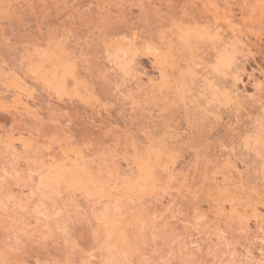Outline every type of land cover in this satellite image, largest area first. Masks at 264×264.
Masks as SVG:
<instances>
[{
  "label": "bare ground",
  "instance_id": "1",
  "mask_svg": "<svg viewBox=\"0 0 264 264\" xmlns=\"http://www.w3.org/2000/svg\"><path fill=\"white\" fill-rule=\"evenodd\" d=\"M18 1L0 0V12L4 14L13 11ZM95 1L98 9L108 11L109 4L106 3L108 0ZM137 1L139 13L145 16L149 11L142 8L144 1ZM219 1L165 0L166 13H162L161 3L149 8L152 14L156 15L153 17L155 25L153 27L149 25L143 34L132 25H119L110 31L107 35V46H105V38L102 40V46L105 59L115 76H119L122 80L127 79V82L132 81L130 87L137 96L147 97L150 100L165 99L166 105L174 103L176 97H182L181 92L194 80L202 79L204 88L198 92V95L208 105L215 103L216 106L209 105L213 107L212 109L224 106V111H242L241 109L246 105L242 104L244 103L242 99L248 97L249 105L252 101L251 106L253 105L254 111L264 118V85H262L264 67H261L264 66V0H221L218 4ZM163 27L167 30H163ZM42 32L39 29L35 32L39 36L38 39H27L20 47L22 54L19 57L17 70L10 67L8 71L0 68V76L10 78L8 87H12L16 93L15 108L10 105L13 109H8L9 102H6L5 96L0 95V143L13 153L18 150L20 154H27L40 143L31 131L24 137L20 131L13 133V129L6 128L15 119L17 120V117L41 119L40 115L42 116L43 113L39 114L33 109L34 107H31L32 86L41 87L48 97L53 96L52 98L55 99V102H50L51 99L48 98L46 109H70L69 104L73 100L79 104L81 102L85 107L91 106L92 101L98 100L97 93L100 94L96 87L79 72L65 45L54 43L48 37L49 34L46 36ZM117 37L120 39L117 40ZM129 40L134 42L129 43ZM148 44L154 49L151 53L147 51ZM139 51H145L149 56L156 72L154 78L148 77L143 80L141 75L137 74L136 58ZM157 52L159 55L156 54ZM240 59H243V62L238 66L237 62ZM249 61L256 65L261 77L260 80V78L255 79L253 73L248 75V78H254L250 82L256 91L254 96L253 92L249 95L245 92L241 93L236 87L245 71L243 63ZM22 92L26 95L25 99L18 96L19 93L23 94ZM50 104L55 106L51 107ZM166 109L168 110L169 107ZM49 111L52 110L45 112L46 117H44L51 121L55 128L65 132L77 129V124L70 125L66 113L60 114L56 119ZM106 115H109V112H106ZM161 115L163 117L164 113ZM213 119L218 122L222 118L219 117V113H214ZM166 133L164 130L163 135ZM176 133H171L168 138L149 140V146L142 154L135 150L132 155L129 154L124 162L126 169L129 168L127 173L119 170L120 168H116L115 165H110L111 161L107 164L108 159L100 157L97 161L99 167L95 168L79 149H69L62 155H58L55 150H49L50 152L46 153L48 156L46 161L38 158L34 160L31 172L36 178V183L27 186V198L14 199L10 206L7 199L11 196H5V200L3 198L0 200L2 235L0 264H20L17 251L22 236H35L39 239L38 243L46 242L48 235L40 229L46 227L51 234L54 233V227H47L48 219L52 217L64 218L67 222L66 226L69 225L67 227L71 231H77V223H84L87 234L79 233L73 235L74 239L64 237L61 241H56V245L60 246L53 253L44 251L43 256L34 255L33 264H150L145 262L147 250L144 248L158 242L171 252L167 253L166 258H162V255L159 258L160 263L151 264H180L179 251L182 249L180 242L177 238L167 235V228L159 227L158 223V219L162 220L161 212H164H160V209L164 207L166 209L164 206L166 204L163 205L159 198V191H163L162 188L165 186H170L160 182L161 174L165 172L166 180L174 179L175 175H172L171 171L174 170L177 157L172 147L185 139L192 138V133H182V135ZM14 134L18 135L17 139L22 140L18 149L13 147L11 140ZM261 134L260 131L252 134L245 145L253 151L264 146ZM231 158L227 156L222 160L225 171L222 170L223 173L218 180L215 181V178L205 180L208 182V185H205L209 187L208 209L216 202L214 194L212 195L214 188H224L223 195L226 197L230 190L237 187L236 184L244 188L242 177L238 169L232 166L234 161ZM261 170L264 171V162ZM2 171L0 178L9 176L8 170L2 169ZM262 185L260 189L249 190V195L257 202L244 203L245 205L241 206L244 210L237 207L234 199H228L227 207L222 209L223 212L227 210L228 214L225 216L228 220L231 222L237 220L239 232L247 230L244 218L253 217L255 223L264 221V216L257 205L258 203L260 207L264 206V182ZM230 186L233 188L230 189ZM189 197H191L189 200H192L197 198V195L192 194ZM172 202L168 201L169 204ZM150 204H153V207ZM246 208L250 212L247 217ZM76 215L79 216L78 219H74ZM22 216H33L34 224L30 232L26 231L25 226L32 223L26 224ZM53 222L51 224L57 225L56 229L64 232L66 228L63 225L64 221L54 219ZM258 238L264 251V233ZM90 241V247L89 244L82 245L83 242L87 244ZM174 247L176 252L172 250ZM233 253L232 255L229 253L228 258L222 259H218L219 256L217 258L215 255L212 260L218 259V264H260L264 259L262 255L264 253H261L257 259L245 257L246 260L239 261L235 259L237 256ZM186 264H189V261Z\"/></svg>",
  "mask_w": 264,
  "mask_h": 264
},
{
  "label": "rangeland",
  "instance_id": "2",
  "mask_svg": "<svg viewBox=\"0 0 264 264\" xmlns=\"http://www.w3.org/2000/svg\"><path fill=\"white\" fill-rule=\"evenodd\" d=\"M142 1L145 3L142 8L149 11L145 16L139 13L137 0H108L106 2L109 4L108 11L98 9L95 0H19L17 4L19 2L20 4H16L17 8L15 6L13 11L4 14L0 12V68L7 71L9 67L17 70L19 57L22 54L20 47L27 39H38L39 36L35 32L41 29L46 36L49 34L48 37L54 43L65 45L79 72L100 92V94L97 93L98 100L93 99L94 102L91 100V106L85 107L81 102L79 104L73 100V103L69 104L70 109L49 108L52 110L49 113H52L54 118L58 119L60 114L66 113L70 125L71 123L78 125L77 129L65 132L55 128L51 121L45 118V112L49 110L46 106L50 97L41 87L32 86L31 107H34L33 109L39 114L43 113L42 116L40 115L41 119L17 117L14 121L17 123H10L6 128L7 130L13 129V133L20 131L24 137L31 131L40 143L27 154H20L18 150L13 153L0 143V175L3 172L2 169L9 171L8 177L0 178V200L2 198L5 200V196H11L7 199L9 203L7 204L10 206L14 199L27 198V186L36 183V178L31 172L32 163L37 158L46 161L48 159L46 153L50 152L49 150H55L58 155H62L69 149H79L95 168L99 167L97 161L100 157L108 159L107 164L111 161L113 164L110 162V165H115L116 168L127 173L129 168L126 169L125 158L127 159L129 154L132 155L134 150L142 154L148 148L149 140L168 138L171 133L176 132L179 135L180 133L181 135L192 133V138L185 139L182 143L172 147L177 157L174 170L171 171V174L175 175L174 179L171 178L173 181L166 180L165 172L161 174L160 182L170 186H167V189L162 183L163 186L160 185L164 189L159 191V198L163 205L166 204L164 205L166 209L165 207L161 208L163 210L160 209V212L164 211L161 212L162 215L158 213L162 219H158L159 227L165 226L168 230L166 234L177 238L180 242L179 245L182 246L179 251L180 264H186L187 261L189 264H218V259L228 258V254L232 255L233 252L237 256L235 259L239 261L246 260L245 257L257 259L261 253H264L258 238L261 233H264V221L255 223L253 217H247L250 215L247 207V214H245L247 218H244L247 230L239 232L237 220H232V222L228 220L225 216L228 214L227 210L224 209L223 212L222 209L227 207L228 199H234L237 207L242 210L244 209L241 206L244 203L257 202L248 192L250 189L263 187L264 171L261 170V166L264 159L261 158V153L264 151V146L253 151L245 144L252 134L259 131L264 132L262 128L264 118L254 111L253 105L251 106L252 101L249 105L248 97L242 99L244 102L242 104L246 105L241 109L242 111H237L240 112L239 114L232 110L224 111V106H221L223 109L219 106L212 109L213 107L210 106L215 103L209 106L198 95V92L204 88L202 79L194 80L192 84L186 86V90L181 92L182 97H176L174 103L166 105L165 99L150 100L147 97L137 96L130 87L132 81L127 82V79L126 81L115 76L113 69L105 59L102 40L119 25H132L143 34L149 25H152L151 27L155 25L153 17L156 15H153L149 8L156 7L154 5L158 3H161L162 13H166L165 0ZM220 2L221 0L218 4ZM163 30L167 28L163 27ZM136 62V72L143 80L156 76L155 69L145 51L138 52ZM241 62L243 59H240L237 65L240 66ZM243 64L245 71H243L241 82L236 87L241 93L245 92L249 95L253 92L254 96L256 91L250 82L254 78L261 80V77L254 63L249 61ZM250 73H253L254 78H248ZM9 82L10 78L7 79V76H0V95L6 97V102H9L8 109H11L15 108L16 93L12 87H8ZM220 85L221 83L218 84ZM22 93L18 96L25 99L26 95ZM52 97L50 102H55ZM167 107H169L168 110ZM106 112H109V115H106ZM162 113H164L163 117H161ZM214 113H219L222 119L218 122L214 121ZM254 120L257 121L254 122ZM164 130L167 132L165 135H163ZM17 138H19L18 135L14 134L11 140L13 147L18 149L22 140ZM227 156L232 157L234 161L232 166L238 169L244 188H240L238 184L236 188L232 187L233 189L230 186L232 193L230 192L227 197L223 195L224 188H214L212 195L214 194L213 197L217 203L214 202L215 205L213 204L214 206L208 209L209 187L205 180L215 178L216 181L221 177L220 175L225 171L222 160ZM192 194H196L197 198L189 200ZM169 200L173 202L169 204ZM257 205L264 216V206L260 207L258 203ZM150 206L153 207V204ZM75 217L73 216L74 219L79 218L77 215ZM22 219L26 224L32 223L25 226L27 227L25 230L30 232L34 224L33 216H25ZM54 219L64 221V226L67 224L66 220L61 217L48 219L47 227H54V233L51 234L46 227L40 229L48 235L46 242L38 243L39 239L35 236H22L19 251H17L20 264H33L34 255L43 256L44 251L53 253L60 246L56 245V241H61L64 237L74 239L73 235L87 232L85 224L80 222L77 223V231H71L67 225L63 232L55 228L57 225L51 224L54 223ZM0 237H2L1 232ZM158 243L144 248L147 250L145 251L147 253L145 262L150 264L159 262L162 255V258H166L167 253L171 252L160 242ZM90 244L91 241L87 244L82 243L88 247ZM172 250L176 252V247ZM215 255L219 258L212 260L216 257Z\"/></svg>",
  "mask_w": 264,
  "mask_h": 264
},
{
  "label": "snow or ice",
  "instance_id": "3",
  "mask_svg": "<svg viewBox=\"0 0 264 264\" xmlns=\"http://www.w3.org/2000/svg\"><path fill=\"white\" fill-rule=\"evenodd\" d=\"M116 39L119 40L120 38L117 37ZM107 42H108V38L105 37V46H107ZM133 42H134L133 40H129V43H133ZM147 51L149 53L154 51V49H153L151 44L147 45ZM156 54L159 55V52H157ZM262 128H264V125H262ZM261 140L264 141V132H262V134H261ZM261 158L264 159V151H262V153H261ZM262 255H264V254H262ZM260 264H264V259L261 260Z\"/></svg>",
  "mask_w": 264,
  "mask_h": 264
}]
</instances>
